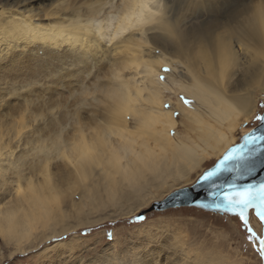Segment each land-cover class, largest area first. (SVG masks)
<instances>
[{
  "label": "bare ground",
  "instance_id": "bare-ground-1",
  "mask_svg": "<svg viewBox=\"0 0 264 264\" xmlns=\"http://www.w3.org/2000/svg\"><path fill=\"white\" fill-rule=\"evenodd\" d=\"M221 1L166 0L171 32L160 26L150 30L153 47L144 51L149 63L124 71L116 80L113 69L131 61L130 53H117L128 40L138 39V33L112 42L105 24L103 38L93 28L90 34L82 33L85 39L79 45H61L66 37L60 14L71 6L68 0H0V98L6 100L0 105V153L13 151L10 157L0 155V240L14 246V253L75 229L66 227L75 212L55 214L53 201L42 190L33 189L14 201L8 196L19 176L31 175L45 164L65 188L77 179V169L63 154L79 132L87 136L93 151L82 170L88 186L65 204L77 215L83 208L97 210L108 201L133 198L125 185L129 176L140 178L138 193L150 185L163 188L156 195L161 198L174 186L192 184L207 162L234 146L236 128L253 116L259 97H264V60L259 55L264 37L259 10L264 0H250L227 18L218 13L202 18ZM93 3L78 0L75 6L84 23L92 18ZM194 20L198 24L192 31ZM233 57L244 60V75L229 66ZM165 66L172 71L163 72ZM160 76L167 79L161 81ZM17 80L38 84L25 91L23 84L9 83ZM249 81L252 86L247 88ZM245 89L250 114L233 105L236 93ZM84 91L94 96L79 95ZM12 92L18 95L9 100ZM26 100H44L48 106L41 104L26 114ZM38 146L46 150L38 151ZM114 157H119V165H108ZM182 243L178 238L176 244ZM202 259L200 255L195 263L205 264Z\"/></svg>",
  "mask_w": 264,
  "mask_h": 264
},
{
  "label": "rangeland",
  "instance_id": "rangeland-1",
  "mask_svg": "<svg viewBox=\"0 0 264 264\" xmlns=\"http://www.w3.org/2000/svg\"><path fill=\"white\" fill-rule=\"evenodd\" d=\"M241 1L222 0V5L218 6L220 9L212 7L208 10L209 15L205 12L202 18L209 20L217 13L221 17H230L233 15V11L242 6H248L250 3V0ZM35 8L38 9L39 6L36 5ZM195 23H197L195 20L191 23L194 28L192 31L197 28ZM260 98L261 96L253 116L236 128L234 146L240 143L242 136L259 126L260 123L254 119V115L264 114L261 111V108L264 107V97L261 100ZM12 102L16 103L15 100ZM219 159L207 162L198 175L194 176V182L186 186L193 185L198 177L205 170L214 166ZM161 182L158 180V183L161 184ZM151 184L156 185L157 180L153 179ZM186 186H174L160 198L156 195L159 190L162 192L164 189L157 190L156 187L154 189L153 185H150V188L147 187L143 193L131 195L133 198L118 202L108 201L106 206L102 205V208L99 206L100 208L97 207V210L96 208H87L88 211L83 208L84 212H79L77 215L74 209L75 219L70 218L66 222V227H73L74 230L62 234L63 237L58 236L41 242L38 240L35 246L26 244L27 251L23 256L14 253V246L7 245L1 239L0 264H3L6 249L9 246L12 250L7 253L8 258L13 260L14 264H106L110 258L116 256L125 261L139 260L143 264H197L195 262L200 255L204 261H206L205 258L210 261L211 258L221 256L233 260L238 258L241 261H247V264H257V258L251 250L253 246L245 240L239 227V221L230 215L206 212L194 207H181L165 211L154 210L155 203ZM79 196L77 195L75 198L77 204L80 203L78 202ZM154 196L156 198H153ZM145 202H148V205L139 208L133 207L134 203L143 204ZM142 212L146 215V220L135 221V216ZM164 220H170L173 223L165 228L160 225V221ZM41 231L40 228L34 236L37 237ZM109 233L111 236L108 235ZM178 238L183 242V249H180L182 244H176ZM29 246L31 247L29 248ZM183 250L188 251L190 255L187 257ZM158 252L161 254L159 255ZM233 253L235 256L232 255Z\"/></svg>",
  "mask_w": 264,
  "mask_h": 264
},
{
  "label": "clouds",
  "instance_id": "clouds-1",
  "mask_svg": "<svg viewBox=\"0 0 264 264\" xmlns=\"http://www.w3.org/2000/svg\"><path fill=\"white\" fill-rule=\"evenodd\" d=\"M70 7L61 11V20L59 21L65 26L66 39L61 42V45H70L75 47L82 43L85 37L83 32L91 33L94 28L97 35L103 38L105 32V24L107 31L111 33L108 39L112 42L122 40L130 33H138V39L128 40L117 54L127 52L131 54V61L126 63L122 68H114L121 74L134 67H140L149 63L144 59L145 49L153 47L149 40L150 30L160 26L162 30L171 32V26L166 22V0H94V3L89 5L92 12V18L87 23H84L80 18L79 9L76 8L78 0H68ZM75 12V15H72ZM68 19H65V16ZM107 16V20L103 17ZM60 45V46H61ZM13 85H24V90L35 88L37 81H9ZM17 92H12L8 97H16ZM74 94L71 99L75 98ZM85 97L94 96V93L84 91L79 93ZM6 100L0 98V105H4ZM59 106V99L55 101ZM43 104L47 107V102L44 100H26L25 108L31 111L33 107H38ZM55 111V109H53ZM87 136L83 132H79L73 140L72 146L65 151L63 158L74 168L77 169V179H75L68 187H63L58 181L57 175L52 172L51 168L44 167L36 170L31 175H21L17 178L15 186L11 194L8 196L9 201H14L17 198H23L31 193L33 189L40 191L48 196L53 201V212L57 215L62 213H71L74 211L71 206V211L65 208V204L72 200L73 195L77 191L84 190L88 185L86 182H81L80 176L83 175L82 170L85 167V157L92 152ZM110 165L109 161L107 162ZM111 170V168H108Z\"/></svg>",
  "mask_w": 264,
  "mask_h": 264
},
{
  "label": "snow or ice",
  "instance_id": "snow-or-ice-1",
  "mask_svg": "<svg viewBox=\"0 0 264 264\" xmlns=\"http://www.w3.org/2000/svg\"><path fill=\"white\" fill-rule=\"evenodd\" d=\"M251 11V10H248ZM259 15L264 17V7H262L259 10ZM251 19V17H249ZM259 55L262 60H264V37H262L261 40V49L259 52ZM231 68H236L239 72V74L244 75L247 65L245 64L244 60L233 57L230 61ZM162 71L165 73L171 72L172 69L165 66L162 68ZM121 73L119 71L114 70L113 71V79L119 80L121 79ZM159 79L161 81H164L167 79L166 76H160ZM251 85V82L249 81L247 84V88H249ZM244 87V86H243ZM261 90H264V80L261 81ZM249 93L247 89H245V92H237L236 93V102L233 104L235 108L240 109L241 111H246L245 114H250L252 112L251 108L247 107L248 100H249ZM183 99V97H182ZM184 102L190 103L188 100H184ZM167 108H171V105H165ZM25 113L27 114L29 111L27 109H24ZM261 111L264 112V107L261 108ZM35 119H39V117H35ZM254 119L258 122H264V115H254ZM15 135V133H13ZM248 137L249 140H254L255 137L247 133L245 135ZM46 149L43 146H38V151H45ZM239 153V148L232 147L230 150L226 152V154L223 156L224 159H231L235 155ZM0 155H7L12 156L13 151L12 149H7L5 152L0 153ZM92 155V152H89V154L85 157V159L90 158ZM110 164L113 166L119 165V157H114L113 160L109 161ZM45 169L48 168V165L45 164L43 166ZM223 165L221 164L219 168L216 169H210L208 168L205 170L196 180V182L192 185L193 188L198 185H202L204 182L212 181L213 178L217 175L220 168H222ZM87 177L85 175L80 176L81 182H85ZM125 185L127 186V189L131 195H136L139 191L141 180L138 177L129 176L125 179ZM215 193H213V197H215ZM200 193H195V195H192V193L189 190L180 189L170 195L168 199L176 200V199H183L186 201H190L191 203L195 204L198 207L206 208V207H214L217 210H222L225 212L226 215H230L232 218L239 221V227L240 230L243 232L245 240L249 243V245H252V252L255 254V257L257 258V264H264V183L258 184V185H250L248 187L244 188H236L232 187L228 191H225L223 193L222 199H216L213 198L211 200H201L196 199V197H199ZM141 205L139 203H134L133 207H140ZM146 215L143 214H137L135 216V221H145ZM255 220V224L253 221ZM173 222L170 220H164L160 221V225L162 227H168ZM111 236V233L108 234ZM12 248L11 246L7 247L5 258L3 260V264H14V261L8 258L9 252H11ZM17 254L20 256L25 255L23 251H20L19 248H17ZM235 256V253L232 254ZM106 264H143L142 261L139 260H128L125 261L118 256L110 258ZM205 264H247V261H241L238 258L235 260L230 259L228 257H221L216 256L214 258H211L210 261H205Z\"/></svg>",
  "mask_w": 264,
  "mask_h": 264
},
{
  "label": "water",
  "instance_id": "water-1",
  "mask_svg": "<svg viewBox=\"0 0 264 264\" xmlns=\"http://www.w3.org/2000/svg\"><path fill=\"white\" fill-rule=\"evenodd\" d=\"M259 123V126L249 132L255 137L254 140H249L245 134L242 136L239 144L232 146L239 148L237 155L231 159H224L225 152L221 159L210 168L216 169L221 164L223 165L212 181L204 182L202 185L195 186L194 188L192 185L186 186L176 191L185 189L189 190L192 195L198 192L200 196L196 197V199L211 200L213 198L222 199L223 193L232 187L242 189L250 185L264 183V122ZM213 193L216 194L215 197H213ZM171 194L162 201L155 203L154 210L165 211L181 207H194L206 212L225 214L224 211L217 210L214 207L201 208L183 199H168Z\"/></svg>",
  "mask_w": 264,
  "mask_h": 264
}]
</instances>
